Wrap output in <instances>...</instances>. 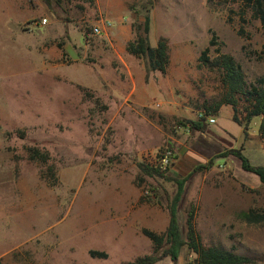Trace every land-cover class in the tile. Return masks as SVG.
<instances>
[{"label":"rangeland","instance_id":"rangeland-1","mask_svg":"<svg viewBox=\"0 0 264 264\" xmlns=\"http://www.w3.org/2000/svg\"><path fill=\"white\" fill-rule=\"evenodd\" d=\"M146 16L151 48L161 38L169 46L164 74L127 49L144 36ZM232 18L206 0H0V264H129L151 255L155 264H199L187 241L191 211L205 247L264 264V222L244 218L264 214V184L235 154L264 167L263 119L245 128L252 103L242 94L236 111L206 114L227 94L220 55L241 66L248 88L264 76L260 22L248 15L245 38ZM207 48L208 64L200 59ZM30 149L47 162L30 160ZM141 164L163 175H144ZM185 178L178 223L186 244L173 261L169 244L155 251L144 230L166 233Z\"/></svg>","mask_w":264,"mask_h":264},{"label":"trees","instance_id":"trees-1","mask_svg":"<svg viewBox=\"0 0 264 264\" xmlns=\"http://www.w3.org/2000/svg\"><path fill=\"white\" fill-rule=\"evenodd\" d=\"M73 1V0H69ZM209 7H224L229 13V22L233 20L232 16L239 18L241 22V28L239 34L242 37H247L245 25L248 23V15L251 14V18L258 20L264 30V0H206ZM150 33V17L146 16L144 26V36L139 35L135 41L128 44V52L136 57L150 56V67L154 70L160 71L163 74L166 72L169 62V46L167 40L161 38L155 49L151 48L149 43ZM247 35V36H246ZM214 45V40L211 41L210 46ZM207 48L201 56V60L205 63L210 62L208 57ZM215 66L218 67L223 73V84L227 88V94L225 98L219 102L215 108L207 109L206 114L218 112L223 105H230L236 111V95H246L252 103V108L249 110L246 122L242 123L237 115L234 116V120L240 124H244L245 128L255 117H262L263 121L260 126L261 134L264 137V76L257 79L255 84L248 88L245 81V76L241 66L233 59L232 56L222 54L215 62ZM242 123V124H241ZM198 128L200 125L197 126ZM235 154L240 158L242 162V168L250 173L257 175L260 181L264 184V167L253 166L249 160L239 152ZM29 159L34 161L47 162L48 158L44 154H41L37 149L29 150ZM140 170L144 175L149 177L162 176L163 172L156 167H150L149 165H140ZM186 179L178 180V190L170 206V222L167 231L164 235H158L155 232L144 230V234L153 242L155 251L161 249L165 242L169 244V248L166 251V255L173 261H176L179 257L181 249L185 246L186 242L182 238L179 223H178V205L181 201ZM244 218L251 223L264 222V214L255 215L244 214ZM188 235L187 241L190 249L198 256L199 264H251L252 260L239 255L233 251L226 250L222 247H205L202 244L201 237L195 227V213L191 211L187 219ZM92 257L106 258L105 253L91 252ZM106 256V257H105ZM159 261V258L151 255L144 258H140L137 261L129 264H155Z\"/></svg>","mask_w":264,"mask_h":264},{"label":"built area","instance_id":"built-area-1","mask_svg":"<svg viewBox=\"0 0 264 264\" xmlns=\"http://www.w3.org/2000/svg\"><path fill=\"white\" fill-rule=\"evenodd\" d=\"M48 23V19L44 18L42 19L39 23H34L35 25H46ZM94 32L96 34H99L100 33V29L99 28H95L94 29ZM210 124H215L216 123V119L215 118H210L209 121H208ZM169 158V154L168 152H165L162 156V160L163 161H166L167 159Z\"/></svg>","mask_w":264,"mask_h":264}]
</instances>
